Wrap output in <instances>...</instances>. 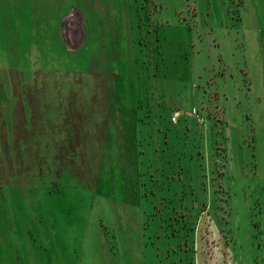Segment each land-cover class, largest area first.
I'll list each match as a JSON object with an SVG mask.
<instances>
[{
    "label": "rangeland",
    "instance_id": "rangeland-1",
    "mask_svg": "<svg viewBox=\"0 0 264 264\" xmlns=\"http://www.w3.org/2000/svg\"><path fill=\"white\" fill-rule=\"evenodd\" d=\"M264 0H0V264H264Z\"/></svg>",
    "mask_w": 264,
    "mask_h": 264
},
{
    "label": "crops",
    "instance_id": "crops-1",
    "mask_svg": "<svg viewBox=\"0 0 264 264\" xmlns=\"http://www.w3.org/2000/svg\"><path fill=\"white\" fill-rule=\"evenodd\" d=\"M264 78V74L262 75V79ZM264 81V80H263ZM264 86V85H263Z\"/></svg>",
    "mask_w": 264,
    "mask_h": 264
}]
</instances>
